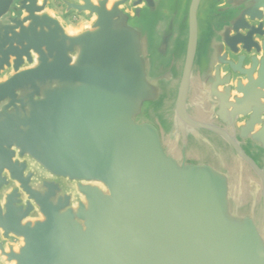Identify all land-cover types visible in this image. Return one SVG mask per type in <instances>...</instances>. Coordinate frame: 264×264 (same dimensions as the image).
I'll return each instance as SVG.
<instances>
[{"label":"water","instance_id":"water-1","mask_svg":"<svg viewBox=\"0 0 264 264\" xmlns=\"http://www.w3.org/2000/svg\"><path fill=\"white\" fill-rule=\"evenodd\" d=\"M0 264H264V0H0Z\"/></svg>","mask_w":264,"mask_h":264},{"label":"built area","instance_id":"built-area-1","mask_svg":"<svg viewBox=\"0 0 264 264\" xmlns=\"http://www.w3.org/2000/svg\"><path fill=\"white\" fill-rule=\"evenodd\" d=\"M69 23L77 24L80 20L79 16L75 13L71 14L70 18H67Z\"/></svg>","mask_w":264,"mask_h":264},{"label":"rangeland","instance_id":"rangeland-1","mask_svg":"<svg viewBox=\"0 0 264 264\" xmlns=\"http://www.w3.org/2000/svg\"><path fill=\"white\" fill-rule=\"evenodd\" d=\"M71 14H73V13H71ZM71 14H69V15L67 16V18H70Z\"/></svg>","mask_w":264,"mask_h":264},{"label":"crops","instance_id":"crops-1","mask_svg":"<svg viewBox=\"0 0 264 264\" xmlns=\"http://www.w3.org/2000/svg\"><path fill=\"white\" fill-rule=\"evenodd\" d=\"M78 23H79V22H78ZM78 23H77V24H78ZM74 25H76V24H74Z\"/></svg>","mask_w":264,"mask_h":264}]
</instances>
